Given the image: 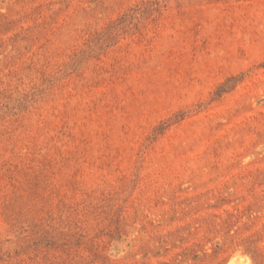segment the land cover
<instances>
[{
  "label": "rangeland",
  "instance_id": "obj_1",
  "mask_svg": "<svg viewBox=\"0 0 264 264\" xmlns=\"http://www.w3.org/2000/svg\"><path fill=\"white\" fill-rule=\"evenodd\" d=\"M264 264V0H0V264Z\"/></svg>",
  "mask_w": 264,
  "mask_h": 264
},
{
  "label": "bare ground",
  "instance_id": "obj_2",
  "mask_svg": "<svg viewBox=\"0 0 264 264\" xmlns=\"http://www.w3.org/2000/svg\"><path fill=\"white\" fill-rule=\"evenodd\" d=\"M241 259L239 257H234L229 264H240Z\"/></svg>",
  "mask_w": 264,
  "mask_h": 264
}]
</instances>
